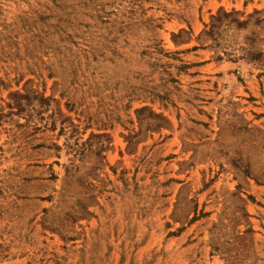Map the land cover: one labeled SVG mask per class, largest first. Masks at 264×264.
I'll use <instances>...</instances> for the list:
<instances>
[{
	"label": "rangeland",
	"instance_id": "rangeland-1",
	"mask_svg": "<svg viewBox=\"0 0 264 264\" xmlns=\"http://www.w3.org/2000/svg\"><path fill=\"white\" fill-rule=\"evenodd\" d=\"M0 264H264V0H0Z\"/></svg>",
	"mask_w": 264,
	"mask_h": 264
},
{
	"label": "trees",
	"instance_id": "trees-1",
	"mask_svg": "<svg viewBox=\"0 0 264 264\" xmlns=\"http://www.w3.org/2000/svg\"><path fill=\"white\" fill-rule=\"evenodd\" d=\"M224 15L229 16L230 14L224 12ZM219 18H220V17L218 16V17H216L215 20H218ZM215 28H216V24H215V23H212L210 30L207 31V32H208V33H212V32H214Z\"/></svg>",
	"mask_w": 264,
	"mask_h": 264
}]
</instances>
